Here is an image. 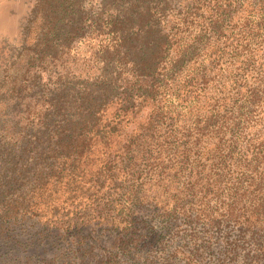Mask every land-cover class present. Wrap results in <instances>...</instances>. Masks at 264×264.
I'll return each mask as SVG.
<instances>
[{
	"label": "rangeland",
	"instance_id": "374dc122",
	"mask_svg": "<svg viewBox=\"0 0 264 264\" xmlns=\"http://www.w3.org/2000/svg\"><path fill=\"white\" fill-rule=\"evenodd\" d=\"M259 1L169 0L163 29L174 46L165 93L124 115H117V105L110 106L106 119L117 121V130L103 159L90 168L107 164L111 170L92 172L79 189L56 195L61 208L56 215L62 220L42 228L66 233L69 222L77 231H68L71 238L54 244L47 256L34 255L25 264H47L40 262L53 253L55 264H255L263 230L241 228L226 213L237 205L235 195L242 200L237 207L248 212L264 201L258 191L264 189V15L257 11ZM33 3L0 0V81L11 73L8 67L24 45L22 31ZM218 35L216 45L213 36ZM237 45L246 54L232 66L221 64L231 61L227 54ZM219 49L226 53L220 61ZM176 62L181 66L172 75ZM155 113L164 118L153 128ZM138 132L150 138L130 162H117ZM25 245L29 250L26 242L20 251Z\"/></svg>",
	"mask_w": 264,
	"mask_h": 264
},
{
	"label": "trees",
	"instance_id": "16d2710c",
	"mask_svg": "<svg viewBox=\"0 0 264 264\" xmlns=\"http://www.w3.org/2000/svg\"><path fill=\"white\" fill-rule=\"evenodd\" d=\"M169 5V0H34L22 31L24 45L0 81V264L47 256L54 244L71 238L68 231H77L69 222L66 233L42 227L62 220L56 215L58 193L71 194L84 176L111 170L107 164L90 168L103 159L117 130L118 122L106 119L110 106L124 115L165 93L174 46L163 29ZM257 11L264 15V0ZM213 38L218 45L221 36ZM225 54L219 49L217 60ZM241 54L246 49L237 45L227 54L231 61L221 64L232 66ZM180 66L172 65V75ZM163 118L155 113L153 128ZM147 136H131L117 162H130ZM258 191L264 195V189ZM233 198L242 204L238 195ZM237 205L227 208L226 219L264 232L263 199L249 212ZM26 232L29 239L22 237ZM26 242L29 250L25 245L20 251ZM256 247L253 260L264 263V239ZM56 257L40 263L55 264Z\"/></svg>",
	"mask_w": 264,
	"mask_h": 264
}]
</instances>
